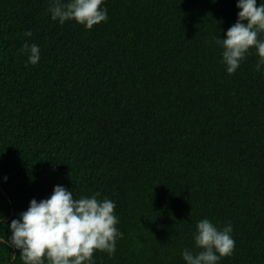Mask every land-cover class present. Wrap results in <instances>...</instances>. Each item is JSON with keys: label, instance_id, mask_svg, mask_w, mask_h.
I'll return each mask as SVG.
<instances>
[{"label": "trees", "instance_id": "trees-1", "mask_svg": "<svg viewBox=\"0 0 264 264\" xmlns=\"http://www.w3.org/2000/svg\"><path fill=\"white\" fill-rule=\"evenodd\" d=\"M107 7L87 29L54 21L49 0H0V215L10 224L61 184L116 203L125 235L95 264H185L205 217L234 225L220 264H264V72L253 51L229 74L215 39L237 0ZM19 254L0 243V264Z\"/></svg>", "mask_w": 264, "mask_h": 264}, {"label": "clouds", "instance_id": "clouds-1", "mask_svg": "<svg viewBox=\"0 0 264 264\" xmlns=\"http://www.w3.org/2000/svg\"><path fill=\"white\" fill-rule=\"evenodd\" d=\"M237 7L238 20L227 29L226 38L215 37L222 48V63L229 74H235L254 51L256 71L264 72V0H237ZM48 11L61 25L74 20L87 29L109 19L107 0H49ZM32 35L31 30L25 32L27 37ZM23 51L27 62H41L37 43L25 40ZM100 196L96 192L77 199L72 189L57 184L49 197L33 198L10 224L0 215V225L7 224L11 231L6 239L0 237V243L19 250L23 264H95L97 251L115 255L117 242L125 234L118 227L115 201ZM233 232L231 221L220 227L207 217L198 220L193 234L197 250L183 249L185 264H220L234 255Z\"/></svg>", "mask_w": 264, "mask_h": 264}]
</instances>
